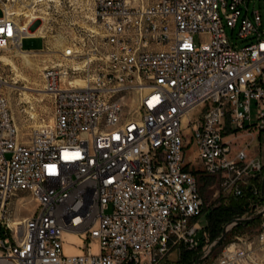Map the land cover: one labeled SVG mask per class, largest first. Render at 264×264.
I'll return each mask as SVG.
<instances>
[{"label":"built area","instance_id":"1","mask_svg":"<svg viewBox=\"0 0 264 264\" xmlns=\"http://www.w3.org/2000/svg\"><path fill=\"white\" fill-rule=\"evenodd\" d=\"M45 1L0 0V50L45 44L48 29H33ZM92 3L89 26L62 50L37 51L56 57L42 72L50 123L22 137L0 77V264H174L181 247L203 256L213 242L186 162L193 147L231 200L263 199L246 217L264 210L263 162L246 149L231 157L225 142L228 123L264 131V15L246 0ZM31 8L39 19L26 27ZM237 27L242 48L227 34ZM259 230L212 264H264V216Z\"/></svg>","mask_w":264,"mask_h":264},{"label":"rangeland","instance_id":"2","mask_svg":"<svg viewBox=\"0 0 264 264\" xmlns=\"http://www.w3.org/2000/svg\"><path fill=\"white\" fill-rule=\"evenodd\" d=\"M246 1H249L251 11L259 10L261 14L264 15L263 0ZM44 10L51 12V15H46L43 12L37 14L43 17V19L38 20L33 29L41 26L48 29L49 33L45 38V44L51 48H56L57 51L62 50L66 43L74 37V32L77 28L89 26L90 19L94 13L92 0H81L78 5H73L72 0H63V5L61 7H57V9L52 7L49 11L48 9ZM2 13L3 12L0 9V16L3 15ZM227 34L232 45L236 48H242L249 44L239 38V27L233 30L231 28H227ZM196 40L198 41L197 37ZM45 44L43 39L40 38H27L23 41V47L26 51H41ZM17 54L18 50L13 47L8 50H0V56L9 57L16 65V67L13 65L9 66L5 62L0 61V77L3 78L5 82L3 92L9 97L11 109L13 110L15 122L20 129V134L22 137L28 138L33 130L40 128V126H44L46 123H50L53 120L54 110L52 108L51 98L46 92H39L38 90L44 91L42 72L46 66L52 64V61H54L56 57L47 55L44 52H38L37 54L30 56L31 62L29 64L22 58L18 57ZM26 87L34 88L35 90H29V93H31L33 97H40L43 99V102L34 103L33 105L31 103L26 104L23 102L22 99L24 97L22 94L24 88ZM252 118V124H256L258 122V118L256 102L254 101L252 106ZM240 131L247 134L246 130ZM251 131L252 136L247 134V139L244 142L250 143V145L246 147V150L248 151L250 158L255 157L261 160L264 164V131L259 133L254 128H252ZM244 145L245 144H243L242 147H245ZM236 155L237 151H233L231 153V157ZM7 157L11 158L10 156ZM186 162L191 163L190 167L196 169L197 171L198 181L201 186V193L203 199L205 200V207L202 214L203 216L201 217V225L207 227L210 220L209 214L219 207L229 206L231 204V199L225 195L222 190L221 183L217 178L208 176L204 173L203 164L201 163L199 155L194 147L187 151ZM262 185L263 182L260 181L258 186L261 190ZM260 202L263 203L262 198H253V200L249 201L248 210H250V204L252 205ZM30 213L31 211L29 209H25L23 211V215H29ZM246 215V212L243 215L239 214V216L235 219H239V217H246ZM255 221L256 222L254 224L240 227L233 233L230 232L219 248L212 253L208 260L203 264H212L216 259L221 257L224 250L230 245H240L245 240L255 241L260 232L259 229L261 219ZM229 223L230 222H227L223 225V230ZM202 237L203 234L200 233L199 238ZM214 241L215 240H211V242ZM186 251L187 250L184 247H181V249L177 248L169 255V258L174 264H180V261ZM201 257L202 256H200L199 259ZM198 260H192V263L197 264L196 262Z\"/></svg>","mask_w":264,"mask_h":264},{"label":"trees","instance_id":"3","mask_svg":"<svg viewBox=\"0 0 264 264\" xmlns=\"http://www.w3.org/2000/svg\"><path fill=\"white\" fill-rule=\"evenodd\" d=\"M253 194L250 191H247L246 194L242 197V199L238 202L231 200V204L229 206L219 207L213 212L209 214L210 220L206 229L211 232V240H216L220 238L223 233V225L227 222L233 221L239 214L243 215L248 210L249 201L253 200ZM256 222V221H255ZM252 223L239 224V226L235 227L231 233L237 231L240 227L248 226ZM201 255L195 252L186 251L183 255L180 264H193L192 260H198Z\"/></svg>","mask_w":264,"mask_h":264},{"label":"bare ground","instance_id":"4","mask_svg":"<svg viewBox=\"0 0 264 264\" xmlns=\"http://www.w3.org/2000/svg\"><path fill=\"white\" fill-rule=\"evenodd\" d=\"M73 2V5L74 4H79L81 2V0H72ZM54 4V6H53ZM63 5V2L62 0H46L43 4H41V8L39 9V11L42 13H45L46 15H51V12H47L46 10L44 9H48L51 10L52 7H54L55 9H57V7H61ZM20 11H18L19 13ZM30 12L32 13V15H35L36 13L34 9H30ZM26 14L30 15L27 11L25 12ZM46 18V17H45ZM48 18V17H47ZM36 19H39L36 15L34 17H32V20L28 21L27 24H26V27H29L30 24L32 22H34V20ZM48 20V19H47ZM47 24V23H46ZM46 27V26H45ZM40 32L39 34H47L46 33V28L42 27L40 28ZM47 35H45V38H46ZM38 52L37 51H22V50H18V57L22 58L26 63H29L30 64V56L32 55H35L37 54ZM0 61H3L5 62L7 65L11 66L13 65L14 67H16L15 65V62L12 61V59H10L9 57H6V56H0ZM78 83H81V81H78ZM29 90H35L34 88H31V87H26L24 88L23 90V94L22 96L24 97L22 99L23 102H25L26 104L28 103H31L32 105L34 103H42L43 102V99H41L40 97H33V95L31 93H29ZM39 92H44L43 90H38ZM43 127V126H40V128ZM16 207V206H15ZM69 239L72 241V242H79L78 238L75 236V235H72V234H69ZM66 251H68L70 254H80L81 251H79L76 247L74 246H67L66 247Z\"/></svg>","mask_w":264,"mask_h":264},{"label":"water","instance_id":"5","mask_svg":"<svg viewBox=\"0 0 264 264\" xmlns=\"http://www.w3.org/2000/svg\"><path fill=\"white\" fill-rule=\"evenodd\" d=\"M263 185H262V194L264 196V176H263ZM264 216V210L262 212H257L255 214V216L252 217H239V219H235L233 221H231L225 228H224V232L223 235L216 239L211 248L208 249V251L196 262L197 264H203L204 262H206L208 260V258L212 255V253H214L219 246L224 242V240L226 239V237L228 236V234L237 226H239V224H246V223H251V222H255V220L261 219Z\"/></svg>","mask_w":264,"mask_h":264},{"label":"crops","instance_id":"6","mask_svg":"<svg viewBox=\"0 0 264 264\" xmlns=\"http://www.w3.org/2000/svg\"><path fill=\"white\" fill-rule=\"evenodd\" d=\"M225 142L229 144L234 151L237 149H246L250 145V143H244L247 139V134L242 133L240 130H236V132L231 127L230 123H228V127L225 132ZM254 140V139H253ZM245 144V147H242V145ZM255 158V157H253ZM170 260V258H169ZM171 261V260H170ZM172 262V261H171ZM177 264V263H176Z\"/></svg>","mask_w":264,"mask_h":264}]
</instances>
